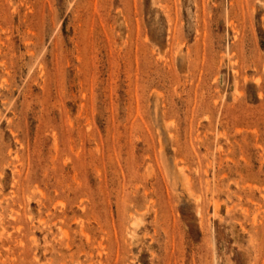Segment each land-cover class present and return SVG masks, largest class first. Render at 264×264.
Listing matches in <instances>:
<instances>
[{"label": "rangeland", "instance_id": "obj_1", "mask_svg": "<svg viewBox=\"0 0 264 264\" xmlns=\"http://www.w3.org/2000/svg\"><path fill=\"white\" fill-rule=\"evenodd\" d=\"M0 264H264V0H0Z\"/></svg>", "mask_w": 264, "mask_h": 264}, {"label": "bare ground", "instance_id": "obj_2", "mask_svg": "<svg viewBox=\"0 0 264 264\" xmlns=\"http://www.w3.org/2000/svg\"><path fill=\"white\" fill-rule=\"evenodd\" d=\"M64 235H66V233Z\"/></svg>", "mask_w": 264, "mask_h": 264}]
</instances>
